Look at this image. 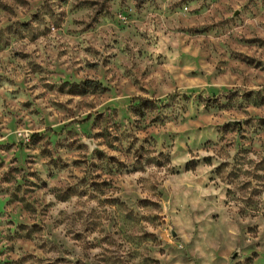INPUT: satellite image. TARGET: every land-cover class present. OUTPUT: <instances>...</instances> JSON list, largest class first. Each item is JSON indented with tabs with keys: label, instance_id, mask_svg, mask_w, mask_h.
I'll use <instances>...</instances> for the list:
<instances>
[{
	"label": "rangeland",
	"instance_id": "rangeland-1",
	"mask_svg": "<svg viewBox=\"0 0 264 264\" xmlns=\"http://www.w3.org/2000/svg\"><path fill=\"white\" fill-rule=\"evenodd\" d=\"M0 264H264V0H0Z\"/></svg>",
	"mask_w": 264,
	"mask_h": 264
}]
</instances>
